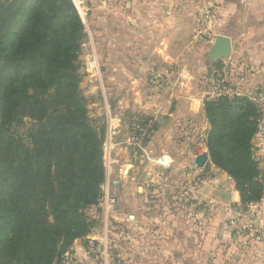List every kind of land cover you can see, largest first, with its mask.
<instances>
[{"label": "trees", "instance_id": "obj_1", "mask_svg": "<svg viewBox=\"0 0 264 264\" xmlns=\"http://www.w3.org/2000/svg\"><path fill=\"white\" fill-rule=\"evenodd\" d=\"M84 36L73 0H0V264H57L94 227L106 124L81 87ZM204 112L211 160L246 209L264 196L262 108L232 93L206 99ZM25 122L23 137L13 127Z\"/></svg>", "mask_w": 264, "mask_h": 264}, {"label": "crops", "instance_id": "obj_2", "mask_svg": "<svg viewBox=\"0 0 264 264\" xmlns=\"http://www.w3.org/2000/svg\"><path fill=\"white\" fill-rule=\"evenodd\" d=\"M113 1L115 0H104L101 13L111 16L108 21L112 22V13L117 11L120 39L125 43V55L119 60L120 65L125 68L121 69L124 92L119 95V104L130 106L129 100L133 98L136 101L135 110H147L155 121L151 120L154 123V132L148 148L151 160L147 161L141 155L135 157L133 169L125 161L128 164L121 170L120 179L115 181L122 190H126L133 183L134 190L133 200H126V205L132 210L133 215H129V218L135 225L138 243L133 257L124 263L264 264V196L260 201L250 203L243 213H239L241 195L235 181L226 172L209 161L217 175L211 179L209 186L204 181L205 176H201L205 167L196 163V157L204 153L206 147L197 146L194 150L191 142L197 138L183 136L175 141L174 136L169 134L162 138L159 136L166 131L171 133V127L175 128L176 121L179 120L186 121L182 125L187 126L191 121L201 118L203 122L198 127L197 137L205 135L209 129L201 107L204 92L195 87L196 84L201 87V83L203 87L205 77L199 72L194 74L188 66L193 54L184 56L189 59H184L187 61L180 72L181 84L177 88L174 85L166 92L167 100L170 97L180 98L175 108L171 104L165 108L166 111L159 112L158 106L163 107L162 103L151 104L142 110L139 103L143 94L141 88L144 81V48L151 46L154 52L161 54L165 60L163 62L169 65V62L177 59L166 51L172 46L175 33L194 30L195 14L198 13L201 19L203 13L209 10L211 20L203 23V27L206 31L215 33L211 44L219 35L231 39L230 56L219 58L218 62L226 64L233 93L249 96L260 103L262 108L263 117L254 145L260 168L264 170V0H117L118 6L115 7ZM193 42L192 39V46ZM157 56L154 57L158 58ZM202 62L206 64L205 59ZM143 63L150 61L144 60ZM131 67L136 70L134 81L131 80ZM163 122L168 125L165 126L166 130ZM165 140L180 143L178 151L173 152L167 165L170 167L166 170L172 184L170 188H175V171L179 168L184 169L183 172L191 169L196 176H200L198 180L205 182L198 189L200 201H196V198L191 202L179 201L169 194V200L165 201L148 199V194L156 191L154 183L159 179L158 162L163 164L161 159L157 160L156 155L163 146L167 149ZM122 154L127 159V153ZM175 160L181 161L174 164ZM163 161L166 163V160ZM131 195L128 194V197ZM245 226L249 227L243 231ZM78 251L80 249L75 252Z\"/></svg>", "mask_w": 264, "mask_h": 264}, {"label": "rangeland", "instance_id": "obj_3", "mask_svg": "<svg viewBox=\"0 0 264 264\" xmlns=\"http://www.w3.org/2000/svg\"><path fill=\"white\" fill-rule=\"evenodd\" d=\"M73 2L79 11L85 33L80 52L81 71L83 74L81 87L89 98L91 116L104 121L106 124L104 147L106 181L103 184V195L100 202L89 211L94 220V227L91 233L85 240L75 241L72 248L60 257V261L57 264H125L124 262L128 261V258L133 257L138 243L135 235V225L133 220L129 218L132 210L126 205V200H133L134 196L132 193L134 190L133 183L126 190L124 188L122 190V187L119 189L120 184L118 185L115 181L120 179L121 170L125 164H128L125 161L129 162L131 164L130 169H133L135 157L141 155L145 160H151L148 148L150 137L154 132V123H151L154 117L149 115L147 110H142L151 104L161 105L164 103L163 107L158 106L160 112L166 111L165 108L171 104L173 108L179 104L180 98L170 97L167 100L166 92L174 85L177 88L181 84L180 72L187 61H184V59H189L184 58V56L193 54L190 57L189 69L194 74L197 75L199 72L205 77L203 87L202 83L201 87H199V84H196V86L193 84L201 92H204V98L201 102L202 111H204L206 99L210 100L220 97L221 84L224 83L226 85V94H232V82L229 80V75L227 76L228 69L226 64H220L222 62H218L219 59L210 58L212 46L210 41L215 33L208 32L203 27V23L208 22L212 17L208 10V12L203 13L201 19H199L198 13L195 14L196 26H194V30L175 33L172 46L166 51L173 55L174 59H177L174 62L172 61V63L169 62V65L163 62L165 61L164 58L160 56L159 52H154L151 46L144 48V59L142 61L144 81L141 88L143 94L142 99L139 101L142 112L135 110L134 104L136 101L130 96V106H120L119 95L124 92V87L122 86L124 79L121 69L125 70V68L124 65H120L119 60L125 55V43L120 39L119 15L116 13L117 11L115 14L112 13V22L108 21L111 16L107 17L101 13L102 7L105 5L104 0H73ZM117 2V0L113 1V7L118 6ZM192 39L194 40L193 46L190 44ZM188 49L191 50L188 51ZM156 55H158V58L154 57ZM132 56H135V54ZM204 59L206 64L202 62ZM144 60L150 61V63H147V65L143 63ZM131 72V80L134 81L136 74L134 67H131ZM258 104L260 105V103ZM183 122L186 124V121L183 120L176 121L177 125L175 128L171 127V133L166 131L164 135L160 134L159 136L162 138V136L169 134V136H174L175 141L183 136L195 137L197 139L191 142L194 150L197 146H204L206 147L205 152L210 157L207 146V135L210 125L208 131L206 130V136L197 137L198 127L201 126L203 120L201 118L200 120L196 119L194 122L188 123L187 126L182 125ZM28 126V122H25L13 128L21 136L26 137ZM165 126L168 125H164L163 122V127L166 130ZM178 144L180 146V143L175 144L165 140L164 145L167 149L164 146L159 149L156 155L157 160L161 159L163 164L158 162L159 179L154 183L156 191L151 193V195L148 194V199L165 201L169 200L167 198L169 194L175 196L179 201L191 202L196 199V201H200L198 200L199 186L205 182L209 186L211 179L217 175V172L213 171L211 164L208 163L209 161L213 163L211 157H208V161L201 166L205 167L201 175L205 176V182L202 179L198 180L200 176H196L191 169L183 172L184 169L179 168L177 172L175 171L176 174L173 177L175 178L173 181L175 188H170L172 184L169 181L166 170L170 168L167 165L170 163L168 161H171L173 157V152L178 151ZM122 152L127 153V159H125V154H122ZM163 160H166V163ZM180 161L175 160L174 164ZM216 168L220 169L218 166ZM128 194L132 195L128 197ZM203 202L205 203V201ZM238 209L239 213L245 211L242 205ZM247 227L249 226H245L243 231H246ZM73 249L75 251L80 249V252L76 253Z\"/></svg>", "mask_w": 264, "mask_h": 264}, {"label": "water", "instance_id": "obj_4", "mask_svg": "<svg viewBox=\"0 0 264 264\" xmlns=\"http://www.w3.org/2000/svg\"><path fill=\"white\" fill-rule=\"evenodd\" d=\"M232 52L231 39L228 36L219 35L216 36L214 43L211 46L210 58L219 59L223 57H229ZM208 153L204 152L196 157V163L203 165L208 161Z\"/></svg>", "mask_w": 264, "mask_h": 264}, {"label": "built area", "instance_id": "obj_5", "mask_svg": "<svg viewBox=\"0 0 264 264\" xmlns=\"http://www.w3.org/2000/svg\"><path fill=\"white\" fill-rule=\"evenodd\" d=\"M226 90H227V87H226V85L223 83V84H221V87H220V96L221 95H225L226 94Z\"/></svg>", "mask_w": 264, "mask_h": 264}]
</instances>
